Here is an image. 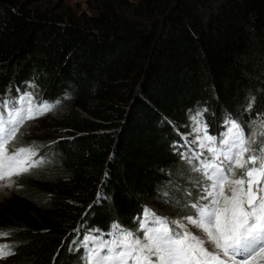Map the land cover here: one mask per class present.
<instances>
[{
  "label": "trees",
  "instance_id": "trees-1",
  "mask_svg": "<svg viewBox=\"0 0 264 264\" xmlns=\"http://www.w3.org/2000/svg\"><path fill=\"white\" fill-rule=\"evenodd\" d=\"M37 1L0 0V102L67 108L0 206V234L12 264H88V234L105 244L152 209L186 210L174 197L192 185L179 141L193 126L260 127L264 0H96L98 14L67 17Z\"/></svg>",
  "mask_w": 264,
  "mask_h": 264
},
{
  "label": "snow or ice",
  "instance_id": "snow-or-ice-1",
  "mask_svg": "<svg viewBox=\"0 0 264 264\" xmlns=\"http://www.w3.org/2000/svg\"><path fill=\"white\" fill-rule=\"evenodd\" d=\"M53 107L44 102L33 105L30 95L13 101L8 111L4 110L9 108V101L0 102V181H6L3 187L11 188L15 184L12 177L29 173L43 162L42 158L33 159L35 145L10 150L9 145L19 133L17 125ZM229 123L234 138L222 141L223 149L211 148L219 163L204 165L208 184L199 201L206 203L192 204L195 218L186 217L202 230L211 250L204 246L205 239L184 224L151 213L154 227L142 225L143 236L114 225L120 235L92 249L88 256L91 264H264V121L255 133L247 134L238 122ZM194 131H204V139L214 143L206 127ZM13 254L8 245H0V259Z\"/></svg>",
  "mask_w": 264,
  "mask_h": 264
},
{
  "label": "rangeland",
  "instance_id": "rangeland-1",
  "mask_svg": "<svg viewBox=\"0 0 264 264\" xmlns=\"http://www.w3.org/2000/svg\"><path fill=\"white\" fill-rule=\"evenodd\" d=\"M31 9L33 11L39 10V11H48L49 13L62 14L66 17L70 14L79 16L83 13L89 15H96L98 14V3L96 2V0H39L32 5ZM66 108H67V104L61 103L60 105L53 107V110L50 112H45L44 114H40L39 112H37L35 119H31V120L25 119L23 123L18 124L17 127L19 128V133L16 140L12 141L11 144L9 145L10 150L13 147L32 146L33 144H37L40 141L46 140V138H48V132L50 131V129H53L52 131H54V129L61 130L62 126L59 123V121L61 118V114L63 113V111H65ZM198 128L201 127L197 123V125L193 126L192 130L189 131L185 136L190 140H192L194 144L197 143L198 147L196 146V149L200 154L204 153L206 155L207 152L212 153L211 148L213 147H215L218 150L222 149L223 146L220 145V142L217 141L216 139L214 143H210L209 141L204 139L205 132L194 131V129H198ZM257 129L258 128L255 127L253 133H255ZM230 133H233V131H230ZM62 135H65V130H63L62 133L55 134L54 136L59 137ZM37 159L38 158L35 155V160ZM191 165H194L195 167L192 168ZM39 166L40 164L37 167ZM37 167H33L30 170V172L35 170ZM183 167L185 168L186 173H184L185 171L181 172L179 178L182 179V176L186 177L187 178L186 181H189V184L192 185L190 186L188 185L183 190V193L179 195V197L177 196L174 197L175 198L174 203L175 206L180 205L181 208L183 209L185 208L186 210L175 214H172L173 212L171 213V211H174L175 208L173 210L171 209V211L157 209V208L152 209L151 211L158 212L159 214L157 215V217H165L167 218L168 221H178L184 224L190 232L201 237L202 239H205L204 246L208 247L211 250L210 243L206 239L205 234L202 232V230L190 224L186 219V217L188 216H193V218H195L194 216L195 209L192 208V204L197 203L199 201V197L203 194L202 189L203 187H206L208 181L204 176V173H201L195 164L186 162ZM23 177L24 175H21L19 177H12V179L15 181V184L11 188L3 187L6 181H0V206L9 202L13 198L16 191L22 188L24 182ZM28 188L29 187H24V191H27ZM29 191L30 189L28 190V192ZM170 192H172L171 189ZM185 195L190 199L189 202L184 199ZM199 203H206V201H199ZM145 223H147L148 228L154 227L153 224H148L147 220H144V224ZM169 225L173 226L171 223H169ZM141 227L142 226L140 225L139 230L136 229H128V230H130L131 232L137 235L143 236L145 230H142ZM179 231H183V229H179ZM90 235L91 234L87 235L88 236L87 241L88 240L91 242L93 241L94 242L93 245L96 247V249H98L99 246L102 245L101 243L98 242L100 241V239L91 238ZM0 245H8L9 248H11L12 242L10 241V238L8 236H3L0 234ZM10 258L11 255L0 259V264H12ZM87 261H88V256H87Z\"/></svg>",
  "mask_w": 264,
  "mask_h": 264
}]
</instances>
